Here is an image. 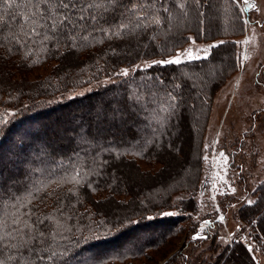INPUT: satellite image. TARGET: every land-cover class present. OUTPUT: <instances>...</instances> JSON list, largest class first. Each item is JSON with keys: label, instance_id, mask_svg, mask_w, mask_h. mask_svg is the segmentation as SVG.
<instances>
[{"label": "trees", "instance_id": "16d2710c", "mask_svg": "<svg viewBox=\"0 0 264 264\" xmlns=\"http://www.w3.org/2000/svg\"><path fill=\"white\" fill-rule=\"evenodd\" d=\"M165 6H171L170 2ZM187 13L170 31L164 24L155 31L148 29L125 39H106L102 44L77 48L67 42L57 46L39 39L21 46L6 39L8 29L0 32V116L7 121L0 123V217L10 226L13 205L31 200L27 209H20L21 214L31 211L32 216L26 219L44 220L37 227L46 235L62 233L52 244L63 255L51 264L131 261L182 232L181 223L192 213L208 220L210 228L220 225L211 202L208 211H203L204 205L195 196L200 189L211 101L237 73L239 40L248 13L235 0H200L199 6L190 3ZM190 38L215 47H210L206 58L179 65H139L171 55L184 48ZM125 68L129 70L127 77L117 75ZM83 88L80 94H69ZM169 92L175 101L167 98ZM135 95L142 97L139 103L129 99ZM69 110L71 118L78 120L66 124L70 132L44 139L51 122L60 123L62 114L67 116ZM53 112L59 114L47 120ZM91 113L96 118L89 122ZM249 130L230 143L227 166L240 174L236 157L245 148ZM191 139V158L185 169L191 172L189 176L134 194L114 175L117 167L124 173L133 167L137 176L159 180L167 170L161 155H181L180 145L190 144ZM138 160L161 166L152 172L141 169ZM77 171L80 183L73 184L69 180ZM245 181V176L239 178L241 196L235 190L222 195L213 190V197L224 217L226 207L236 206L235 222L245 230L251 251L238 238L222 248L223 256L219 253L209 262L196 258L198 264H259V259L264 260V180L252 191ZM112 206L117 208L115 215L107 212ZM140 224L163 227L156 239L148 242L134 243L129 237H120L126 229ZM206 239V234L195 236L188 243ZM224 255L231 258L230 263ZM184 257L180 252L177 264L183 263Z\"/></svg>", "mask_w": 264, "mask_h": 264}, {"label": "rangeland", "instance_id": "374dc122", "mask_svg": "<svg viewBox=\"0 0 264 264\" xmlns=\"http://www.w3.org/2000/svg\"><path fill=\"white\" fill-rule=\"evenodd\" d=\"M235 1L236 3L238 2L239 7H248L242 0ZM252 1L255 7H248L246 10L248 13V17H245L246 28L243 37L239 40L240 58L238 61L239 65H237V73L231 78H228L226 83L212 98L210 113L207 118V128L206 131H204L202 176L200 180V189L195 197L198 198L200 205H204L203 211H208L209 201L211 202L213 206L212 210L216 211L219 218L218 223H220V225L210 228L209 221L201 219L202 216H199L197 213L188 214V218L184 219L181 223L184 227V230H181L182 232L176 234L174 237H170L159 247L149 249L145 254L131 261L118 262V264H177L180 252L186 255V257H184V262L181 264H198L197 262L201 259L205 260L206 258L208 262L209 260L215 259V257L222 252V248L225 247V245H230L234 239L242 238L246 247L249 245L246 240V235H244L245 230L240 229V226L235 222L234 209L236 206H233L232 209L226 207L227 214L225 217L222 216V213L218 210L215 198L213 197V190L217 191L220 195L235 190L237 196H241V185L238 183L241 176L246 177L245 182L247 188L251 191L264 180V0ZM193 41L195 40L190 38V41H188L189 43L184 48L176 50L171 55H167L164 58L152 59L150 61H142L139 65L173 58L178 52L183 53L189 48H191L195 54L205 57L210 47L213 45V43L210 42L195 41V43H193ZM198 49H206L207 52L200 51L197 53ZM182 59L183 61L189 60L183 57ZM35 73H39V71H35ZM84 90L83 88L69 94L71 96L80 94ZM93 102L95 104V101ZM75 107L76 105H73V112L77 110ZM72 111H67V116L61 113L63 111H60L59 113L62 114L64 119L60 120V123L56 122L53 124L51 122L49 128L46 129L47 136L43 138L48 140L53 138L57 139L61 137V133H69L71 129H69L66 124L73 125V123L78 122V120H73L75 118H71ZM253 112L255 113L252 117H255L254 121H252L250 116ZM57 113L58 112H53L50 114L47 120H49L53 114L57 115ZM190 114L192 115L194 113L190 112ZM256 115L258 116L256 117ZM95 118L96 116L91 113L87 120L91 122L94 121ZM82 122H85V120L83 119ZM251 125L252 128H250ZM102 128L105 129V126L103 125ZM28 130L30 131V129H27V131ZM97 130L99 131V129ZM244 130H249L248 136L246 137L247 144L244 142L245 148L239 152L235 163V165L240 166V174L236 172L234 167L231 170L228 169L227 164L230 159L229 150L232 148V144L230 143H232L234 138L239 136ZM108 135L109 134H106L105 136ZM191 141L192 139L190 140V144L182 143V145H180L181 155H175L171 152L169 156H165L167 155L166 153L161 155V160H163L165 169L167 168V170L162 172L163 175L159 180L153 179V177H144L142 175L139 177L137 176L139 174H136L137 172L133 167L128 171L125 170L127 174L124 173V170L119 169L120 167H117V173L121 174L122 177L119 178L118 174L114 175L118 179H121L119 181L122 182L121 185L126 186L134 194L156 188L157 185H165L169 180L180 176L182 177L185 174L189 176L191 172H186L187 170L185 169L187 168V163H189V158H191ZM219 145L221 146L218 147ZM187 149L188 151L185 152ZM1 151L0 149V152ZM137 163L141 169H149L152 172L157 171L161 166L160 164H152L142 160H138ZM191 176L192 175H190V178ZM108 207L110 206L108 205ZM112 207V210L109 208L107 212L115 215L117 208L114 209V206ZM161 227L163 226L160 224H140L137 227L126 229L120 237H129V242L134 243H136V241L148 242L156 239L161 231ZM205 234L207 235L206 240L198 241L194 244L188 243L189 239L195 238V236H204ZM221 254L223 256V253ZM224 257L227 258V262L230 263L231 258L226 257V255H224ZM224 257L221 260H224ZM195 260L197 262H195ZM258 262L259 264H264L263 258H261V260L259 259ZM244 264H246V262Z\"/></svg>", "mask_w": 264, "mask_h": 264}, {"label": "snow or ice", "instance_id": "6c2138e0", "mask_svg": "<svg viewBox=\"0 0 264 264\" xmlns=\"http://www.w3.org/2000/svg\"><path fill=\"white\" fill-rule=\"evenodd\" d=\"M169 2L171 6L166 7ZM190 3L199 6L200 0H0V32L8 29L10 35L6 39L21 46L39 39L42 42L53 41L57 46L67 42L73 48L84 47L93 42L102 44L106 39L136 36L148 29L155 31L164 24L170 31L187 16ZM243 3L250 8L255 7L249 4V0H243ZM13 22V27H9ZM152 38L155 39V36ZM112 51L115 52L114 49ZM200 51L207 52L206 49H198L197 53ZM182 57L201 59L189 48L173 58L153 61L152 64L179 65L183 62ZM117 75L127 77L129 70L122 69ZM141 98L140 95L129 97L136 103ZM167 98L176 100L171 92ZM6 122L0 116V123ZM79 177L80 172L77 171L69 182L79 184ZM30 203L31 200H28L27 203L21 201L13 205L15 211L11 215L10 226L9 221L0 217V264H51L63 255L52 244L62 233L50 232L46 235L37 227L44 220L39 217L35 221L26 219L32 216L31 211L21 214L20 209H27ZM56 223L59 225V221Z\"/></svg>", "mask_w": 264, "mask_h": 264}, {"label": "water", "instance_id": "95a60500", "mask_svg": "<svg viewBox=\"0 0 264 264\" xmlns=\"http://www.w3.org/2000/svg\"><path fill=\"white\" fill-rule=\"evenodd\" d=\"M242 1H243V0H242ZM249 4L254 5V2H253L252 0H251V1L249 0ZM247 6H248V5H247ZM245 9H248V7H246ZM247 247H248V249L251 248L250 245H248ZM247 247H246V248H247Z\"/></svg>", "mask_w": 264, "mask_h": 264}, {"label": "bare ground", "instance_id": "6f19581e", "mask_svg": "<svg viewBox=\"0 0 264 264\" xmlns=\"http://www.w3.org/2000/svg\"><path fill=\"white\" fill-rule=\"evenodd\" d=\"M188 151V149L185 151V152H187ZM160 172V171H159Z\"/></svg>", "mask_w": 264, "mask_h": 264}]
</instances>
